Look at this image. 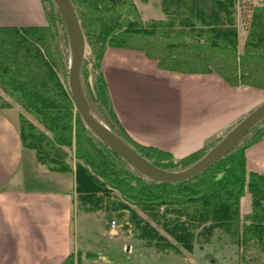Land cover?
I'll use <instances>...</instances> for the list:
<instances>
[{"label":"trees","instance_id":"trees-1","mask_svg":"<svg viewBox=\"0 0 264 264\" xmlns=\"http://www.w3.org/2000/svg\"><path fill=\"white\" fill-rule=\"evenodd\" d=\"M41 1L47 24L0 26V109H21L22 145L34 150L38 161L54 172L73 170L66 147L75 149L76 189L84 212L138 206L187 249L193 248L199 236L208 239L215 229H221L242 247L244 264H264V175L247 169L245 155L248 146L264 138V119L232 151L186 182L165 183L146 177L82 120L68 84L66 27L54 0ZM71 2L86 42L81 81L89 105L126 144L159 167L184 170L216 144L174 161L168 151L135 142L115 112L102 71L109 48L143 51L163 70L216 72L231 86L264 90V6H250L240 52L235 0H161L165 18L147 22L142 20L134 0ZM114 191L120 192L121 200ZM247 191L252 195V209L242 216L240 202ZM112 195L115 199L111 201ZM131 213L134 215L133 210ZM134 218L140 236L149 238V245L180 252L151 224ZM250 251L252 254L246 255ZM76 261H82L80 254L77 258L71 254L64 264Z\"/></svg>","mask_w":264,"mask_h":264},{"label":"crops","instance_id":"crops-1","mask_svg":"<svg viewBox=\"0 0 264 264\" xmlns=\"http://www.w3.org/2000/svg\"><path fill=\"white\" fill-rule=\"evenodd\" d=\"M134 2L144 22L165 18L161 0ZM240 2L243 8L264 6V0ZM238 17L236 12L241 52L247 31ZM46 23L41 0H0L1 27ZM102 71L128 135L177 159L198 151L264 101L262 89L231 86L216 72L163 70L134 49L109 48ZM20 111L18 106L0 109V264H64L71 254H80V263L87 254L107 263V254H99L81 223L95 214L80 210L75 165L72 171L54 172L41 164L35 151L22 145ZM245 155L247 169L264 175V138L248 146Z\"/></svg>","mask_w":264,"mask_h":264},{"label":"rangeland","instance_id":"rangeland-1","mask_svg":"<svg viewBox=\"0 0 264 264\" xmlns=\"http://www.w3.org/2000/svg\"><path fill=\"white\" fill-rule=\"evenodd\" d=\"M236 11L237 16H239L238 18L240 27L247 31L249 26L248 21L251 15V7L247 6L243 8V4H241L239 0ZM244 43L241 47V51L243 50ZM259 104L257 106H259ZM251 111L241 117L226 132L221 133L218 137L211 139L206 145L209 144V146H213L221 141L222 138L229 132V130H231V128L239 123ZM248 138L249 136L246 139ZM66 149L68 152L67 159L71 166L74 167L77 162L75 149L69 147H66ZM175 160L179 159L175 158L174 161ZM114 195L115 197L120 198V200L122 199L119 191H114ZM114 195L111 196V201L115 199ZM124 202L128 203L127 201ZM129 207L130 208H124L120 210H108L102 208L97 212H93L95 216H93L91 220H82L81 223L83 229L87 231L86 235L89 236L88 233L90 231V233H92V237H94L92 241L93 246L99 247V254H107V263L100 261V257L98 255L96 258L91 259L85 256V263H78L76 261V264H125L126 262H128V264H244L243 255L245 254H243L242 247L235 241V238H233L228 233L223 232L221 229H215L208 239L206 238V235H203L202 237L199 236L197 239H195L193 248L187 249L177 243L172 237L167 235L162 225L153 220L140 207L133 205H130ZM251 209L252 195L247 191L241 198L240 213L242 216H244L245 214L249 213ZM131 210L134 211L135 216H138V218L148 222L161 234L167 236L169 241L179 247L180 252H176L175 250L162 251L156 246L149 245V238L142 239L140 236L141 229L136 227V220L134 218L135 216L131 213ZM246 210H248V212ZM77 211L79 213L82 212L78 209ZM113 220H115L117 223L116 228L111 226V222ZM252 252L253 251H250V254L248 253L246 255H251Z\"/></svg>","mask_w":264,"mask_h":264},{"label":"water","instance_id":"water-1","mask_svg":"<svg viewBox=\"0 0 264 264\" xmlns=\"http://www.w3.org/2000/svg\"><path fill=\"white\" fill-rule=\"evenodd\" d=\"M54 2L60 11L68 34L70 57L68 84L77 111L86 126L103 143L125 160L132 168L138 170L146 177L165 183L186 182L204 172L232 151L252 128L264 119L263 102L237 123L221 141L192 166L181 171H171L155 165L116 135L95 114L89 105L81 81V65L85 56L86 42L79 18L71 0H54Z\"/></svg>","mask_w":264,"mask_h":264},{"label":"built area","instance_id":"built-area-1","mask_svg":"<svg viewBox=\"0 0 264 264\" xmlns=\"http://www.w3.org/2000/svg\"><path fill=\"white\" fill-rule=\"evenodd\" d=\"M111 226H112L113 228H116V226H117V223H116V221H115V220H113V221L111 222Z\"/></svg>","mask_w":264,"mask_h":264}]
</instances>
